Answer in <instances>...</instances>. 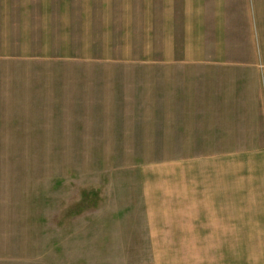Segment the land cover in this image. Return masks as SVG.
Segmentation results:
<instances>
[{"label":"crops","instance_id":"obj_1","mask_svg":"<svg viewBox=\"0 0 264 264\" xmlns=\"http://www.w3.org/2000/svg\"><path fill=\"white\" fill-rule=\"evenodd\" d=\"M99 7L103 25L81 20ZM8 11L43 32L34 35L102 36L109 60L145 62L146 73L138 84L107 83L115 72L68 90L0 70V109L26 120L16 110L64 109L54 103L72 96L92 120L116 118L110 110L168 120L170 160L142 176L147 229L183 237L184 264H264V0H17ZM112 44L146 47L131 55Z\"/></svg>","mask_w":264,"mask_h":264},{"label":"rangeland","instance_id":"obj_2","mask_svg":"<svg viewBox=\"0 0 264 264\" xmlns=\"http://www.w3.org/2000/svg\"><path fill=\"white\" fill-rule=\"evenodd\" d=\"M15 3L0 0V70L24 69L33 87L49 89L103 84L115 72L107 83H141L145 62L109 60L102 36L34 35L43 32L8 11ZM88 15L93 20H81L103 25L102 7ZM18 28L26 35L11 36ZM145 47L112 44L131 55ZM75 99L54 103L63 100L64 109L16 110L26 120L0 109V264H184L183 237L147 229L143 215V177L165 167L176 145L168 120H121L120 110L92 120L82 114L94 109L72 108Z\"/></svg>","mask_w":264,"mask_h":264}]
</instances>
